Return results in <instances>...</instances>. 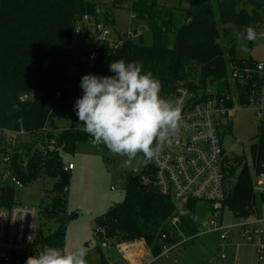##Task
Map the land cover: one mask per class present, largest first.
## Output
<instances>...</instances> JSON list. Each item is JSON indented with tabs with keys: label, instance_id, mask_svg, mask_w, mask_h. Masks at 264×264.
I'll return each instance as SVG.
<instances>
[{
	"label": "trees",
	"instance_id": "1",
	"mask_svg": "<svg viewBox=\"0 0 264 264\" xmlns=\"http://www.w3.org/2000/svg\"><path fill=\"white\" fill-rule=\"evenodd\" d=\"M189 1L185 16H174L158 0H141L133 6L136 24L149 27L152 44L145 45L141 38L116 48L102 45L96 58L90 60L87 46L73 47L80 21L87 15L92 23H114L95 4L86 0H0V158L11 156L4 172H10L23 185L46 178L59 179L65 169L62 155L87 142V133L79 129L83 126L74 109L76 100L83 95L81 78L87 74L113 76L111 62L139 61L142 72H151L160 81L163 98L175 94L181 85L195 95L201 94L203 99L211 96L206 94L211 85H216L218 93L228 91L227 62L219 40L232 29L240 33L248 26L256 27L262 19V4H245L240 0ZM122 2L113 0V5ZM82 37L89 38L88 33ZM91 42L88 39L84 43ZM24 95L28 99L22 102ZM65 109L72 112L70 124L60 128L56 114ZM224 129L230 130L231 125ZM21 131L25 136H8ZM250 153L260 171L264 165V121ZM245 161L244 156L225 159V208L246 217L255 214L254 207L260 208L264 197L254 195L252 175ZM15 198L14 186L2 175L0 207L10 209L17 204ZM197 205L196 201H188L179 206L160 195L150 164L128 182L124 202L96 219V234L101 243L112 248L142 241L149 255L158 258L164 246H175L181 241L171 224L173 218H179L187 237L198 233ZM42 214L58 228L45 236L39 225L31 256L46 247L64 250L66 226L73 219L61 198L45 205ZM101 251L99 247L105 261Z\"/></svg>",
	"mask_w": 264,
	"mask_h": 264
},
{
	"label": "built area",
	"instance_id": "2",
	"mask_svg": "<svg viewBox=\"0 0 264 264\" xmlns=\"http://www.w3.org/2000/svg\"><path fill=\"white\" fill-rule=\"evenodd\" d=\"M240 1L245 4H252V2L262 4L260 8L262 19L254 28L258 33L264 31V0ZM139 2L141 0H127L124 5V8L131 11L132 25H139L136 24L137 17L133 9V6ZM75 33L74 48L83 49L86 47L84 42L88 39L92 41L87 46L90 60L96 58L102 45L116 48L143 37L139 28L117 32L111 24L104 21L92 23L87 15L80 21ZM87 33L89 38H80ZM227 72L228 80L231 79L235 84L234 88H232L233 83L230 84V89L224 93L210 94V97L203 99L202 95H195L186 86L181 85L175 94L167 97L181 106L180 131L172 144L163 146L160 155L150 161L154 171V186L160 195L172 199L179 206L188 201H196L209 206V215L200 220L198 233L195 236L185 235L180 227L179 218L175 217L171 220L176 233L182 238L175 246L183 245L208 233H218L223 242L221 246H232V234L237 228L241 245L255 249L259 260L263 261L264 202L260 208L254 207L255 214L246 217L225 208L227 198L225 159L228 156L224 151L220 130L230 124L231 117L238 109L252 108L264 121V59L255 61L233 58L227 63ZM20 99L25 102L28 96H21ZM79 129L82 130V127ZM12 135L25 136V133L21 131L8 134V136ZM87 142L97 148L105 146L102 143L93 145V137L88 133ZM51 144H54V140H51ZM10 158V154L2 158L6 167L10 163ZM73 169L74 166L70 164L65 167L64 172ZM4 178L10 180L11 185L15 187H23V184L11 177L8 171L5 172ZM111 190L113 191V188ZM252 191L257 197H264V165L260 171L255 168L252 176ZM227 213L239 222L236 225L225 224L224 219ZM39 216L38 209L23 208L19 204H15L10 209L0 207V264H26L37 237ZM122 245L118 247L123 253H126V250H131L132 254L134 250L139 251L136 245L126 249H123ZM175 246H164L159 257L166 256ZM101 248L102 250L112 249L106 242L101 243ZM220 259L224 261L227 257L220 254Z\"/></svg>",
	"mask_w": 264,
	"mask_h": 264
},
{
	"label": "rangeland",
	"instance_id": "3",
	"mask_svg": "<svg viewBox=\"0 0 264 264\" xmlns=\"http://www.w3.org/2000/svg\"><path fill=\"white\" fill-rule=\"evenodd\" d=\"M86 1L95 4L98 10L106 12L107 16L113 18L112 28L115 31L124 32L130 28H139L143 34V43L148 46L152 44V34L145 23L131 24V11L124 8L127 0H123L118 6L113 5V0ZM158 1L164 5L165 9L173 11L174 16H185L190 7L189 0ZM237 37V31L232 29L228 36H222L219 40L223 57L227 63L233 58L255 61L264 59V38L248 42ZM85 46H88V43ZM244 47L247 51L242 50ZM228 83L230 85L233 81L229 79ZM218 91L216 85H211L206 94H215ZM67 110L58 111L56 114L57 126L60 128L70 124L72 112ZM262 121L252 108L238 109L230 119L231 129L220 130L226 156H244L247 169L252 176L255 173V166L250 146L255 142ZM56 134L58 132H53V135ZM126 160L127 157L113 154L106 146L97 148L88 142L80 143L74 152L62 155L64 166L68 167L72 164L75 168L67 173L69 175L67 193L57 194L54 186L58 180L46 178L23 185L22 188L14 186L16 203L23 208L39 210V225L42 226L45 236H48L57 230L58 225L43 216V207L47 204L52 205L58 198H61L66 203L67 214L73 215V219L66 226L64 251L74 250L82 245L88 250L87 264H123L115 248L101 251L105 258L103 261V257L98 252L101 240L96 234V219L104 215L109 208L122 204L125 200V189L128 182L150 165V162L143 163L142 154L133 160L131 167L126 165ZM4 170L5 164L0 158V177L5 174ZM143 180H146V177ZM10 183L12 184L11 181ZM208 210V205L198 202L196 210L198 223L208 217ZM238 222L236 218L226 214L225 224L236 225ZM176 235L180 237L177 233ZM232 241V246H221L223 242L219 234L208 233L183 245L175 246L166 256L157 259L151 258L142 246L139 251L134 250V254L131 253L132 257L129 258L132 262L134 260L135 264H264V260H259L255 249L241 245L237 228L232 234ZM220 254H224L227 259L221 260Z\"/></svg>",
	"mask_w": 264,
	"mask_h": 264
},
{
	"label": "clouds",
	"instance_id": "4",
	"mask_svg": "<svg viewBox=\"0 0 264 264\" xmlns=\"http://www.w3.org/2000/svg\"><path fill=\"white\" fill-rule=\"evenodd\" d=\"M237 38L254 42L264 38V31L248 26ZM109 67L113 76L81 78L83 95L74 105L78 121L82 131L93 137V145L102 143L113 154L127 157L129 167L141 154L147 164L179 133L181 106L160 96V81L151 72H142L139 61L121 59ZM87 255L82 245L68 251L46 247L28 257L26 264H87Z\"/></svg>",
	"mask_w": 264,
	"mask_h": 264
},
{
	"label": "crops",
	"instance_id": "5",
	"mask_svg": "<svg viewBox=\"0 0 264 264\" xmlns=\"http://www.w3.org/2000/svg\"><path fill=\"white\" fill-rule=\"evenodd\" d=\"M102 11V10H101ZM75 169V168H74ZM73 169V170H74ZM72 170V171H73ZM72 171H69V172H72ZM69 172H67V173H69ZM132 245H136L137 246V248H140L141 246L144 248V250L145 251H147L146 250V248H145V244H144V242H142V241H137V242H135V243H126V244H123L122 245V248L123 249H126V248H128L129 246H132ZM119 246V245H118ZM116 247L115 249H116V252H117V254L122 258L121 260H122V262L123 263H125V264H127V262H128V264H135V262H134V260H133V262H132V260L130 259L131 257H132V255H131V250H126V253H123V251L119 248V247ZM130 257V258H129ZM130 259V260H129Z\"/></svg>",
	"mask_w": 264,
	"mask_h": 264
},
{
	"label": "water",
	"instance_id": "6",
	"mask_svg": "<svg viewBox=\"0 0 264 264\" xmlns=\"http://www.w3.org/2000/svg\"><path fill=\"white\" fill-rule=\"evenodd\" d=\"M69 187V175L67 172H62L59 176L57 183L54 186V190L57 194H65Z\"/></svg>",
	"mask_w": 264,
	"mask_h": 264
}]
</instances>
